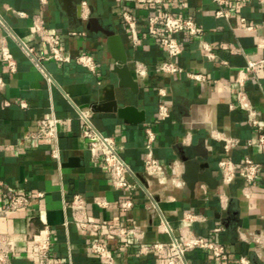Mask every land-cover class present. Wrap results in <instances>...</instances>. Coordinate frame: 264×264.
<instances>
[{
    "label": "crops",
    "instance_id": "0c3cea01",
    "mask_svg": "<svg viewBox=\"0 0 264 264\" xmlns=\"http://www.w3.org/2000/svg\"><path fill=\"white\" fill-rule=\"evenodd\" d=\"M83 1L87 2L88 17L82 11ZM127 3L139 19L138 45H134L122 17ZM220 6L230 11V17L216 14ZM169 8L178 15L194 18L204 29V40L212 45L216 59H208L201 41L182 36L184 49L177 62L187 70L205 73L207 81L158 70L157 65L168 58L167 51L147 35V10L131 1L72 0L67 12L64 0H0V19L10 31L0 28V75L6 81V87L0 90V143L11 144V149L0 152V180L18 192L32 195L26 211L0 215V244L5 240L3 234L14 236L11 264H37L23 236L42 235L47 225L54 238L52 251L58 264H102L88 253L92 241L89 231L74 222L71 203L75 195L84 198L88 217L102 225L98 235L115 251V264H166L165 259L141 255V242L182 241L187 231L224 243L228 254L222 264H244L243 257L248 260L246 264H264V244L258 241V234H264V150L257 143L249 144L258 139L259 130L250 125L247 114L230 106L236 102L239 71L250 60L264 58V45H259L264 41V7L258 3L235 8L231 3L219 4L215 0H188L186 4L174 0ZM35 14L44 15L47 25L61 32L71 54H93L96 68L90 70L76 61L51 59L41 61L38 68L17 41V38L26 41L39 57L46 54V45L33 36ZM241 17L247 22L241 21ZM247 25H253L254 29H247ZM72 30L86 34L71 35ZM109 32L118 34L125 46L127 65L138 83V92L119 86V78L113 72L115 59L108 45ZM2 43L14 55L17 64L14 72L9 71L2 59ZM221 43L233 45L239 51L223 50ZM138 62L147 70L145 77L137 73ZM113 89L120 106L135 105L146 112V119L136 122L120 117L116 111L102 110L108 105L107 97ZM246 89L264 125L261 64L255 73L247 75ZM161 103L171 110V116L165 120L158 118ZM82 110L92 112V124L97 130L116 138L132 169L131 179L145 188L135 191V207L129 211L120 210L124 192L113 187L103 161H95L91 156L82 136L84 124L79 114ZM52 116L68 119L59 128L60 164L51 155V140L32 137L39 129L38 121ZM148 127L156 132L154 149L159 160L208 163L219 181L217 187L198 182L192 192L187 184L164 188L156 181L148 182L144 173ZM224 137L239 142L226 151ZM246 157L263 165L259 179L247 185L238 173L229 187H222L219 161L230 158L241 163ZM146 189L156 193V208ZM38 192L44 196H35ZM97 198L106 199L108 205L98 206ZM6 204L0 187V210ZM185 213L197 217L185 220ZM164 218L170 233L159 230ZM110 221L137 227L142 231V241L134 236L126 251H119L120 239L107 229ZM170 253L175 254V250ZM186 257L192 264H218L208 251L191 250Z\"/></svg>",
    "mask_w": 264,
    "mask_h": 264
},
{
    "label": "built area",
    "instance_id": "2783aa9c",
    "mask_svg": "<svg viewBox=\"0 0 264 264\" xmlns=\"http://www.w3.org/2000/svg\"><path fill=\"white\" fill-rule=\"evenodd\" d=\"M131 1L141 9L147 10L145 23L147 27V35L157 42L161 47L165 48L168 58L162 60L157 68L160 72L175 75L186 74L189 78L196 81H207L208 77L205 73L187 70L177 62V58L181 55L184 49V44L181 39L183 36L197 39L202 42V48L210 60L216 59V54L212 50V45L204 40V29L190 16H182L173 12L169 5L174 0H124ZM219 4L231 3L235 8L242 5L258 3L261 8L264 7V0H215ZM185 4L188 0H182ZM87 2H82V11L85 17H88L86 11ZM86 12V13H85ZM20 15L25 16L24 12H19ZM216 14L221 17H230V11L223 6L217 10ZM122 17L128 27V31L132 36L134 45L141 43V36L138 30L139 19L138 16L131 10V6L127 3L122 10ZM241 21L247 22L245 17H241ZM0 28L9 31L4 21L0 19ZM247 29H254L253 25H247ZM10 32V31H9ZM71 35H85L84 31L72 30ZM13 36V34H11ZM33 36L47 47V52L44 56H37L34 48L21 38L17 41L25 53V55L33 61V63L40 68L41 61L51 59L55 61L71 62L76 61L78 64L94 70L96 68V59L93 54L87 52H79L75 55L71 54L66 45L62 41L61 32L56 28L49 27L46 23L45 17L42 14H35L33 16ZM14 37V36H13ZM260 46L264 45L262 40ZM2 46V59L10 72L16 70V60L13 53L6 44ZM223 50L230 52H237L239 49L227 43H221ZM261 64L264 68V58L258 60H250L245 69H241L238 74L239 89L236 94V102L231 103V108H238L245 112L248 116L250 125L259 130V137L254 141H249V144H256L264 150V125L260 119L258 108L253 102L252 98L246 89V78L249 73H255L258 65ZM137 73L141 77L147 75L145 66L138 62ZM6 87V81L0 75V90ZM162 94H166L163 89L160 90ZM9 105V102H5ZM23 107H27L25 101L20 103ZM80 119L84 127L82 136L85 139L91 156L95 161H103L105 167L108 169L113 187L124 192V198L119 203L121 211L126 212L135 207V199L137 190H142L144 186L140 182L132 180V169L128 161L121 154V147L116 138L112 135H107L97 130L92 124V112L80 111ZM159 119L165 120L171 116V110L168 105L161 103L159 106ZM68 119L52 116L49 118H42L38 121L39 129L32 134L34 138L48 139L53 142L51 155L60 164V146H59V128L60 125L65 124ZM146 153L144 157L145 177L148 182L156 181L162 187H183L186 182L183 179L184 164L179 160L166 163L159 160L155 155L154 143L156 141V132L152 127L146 129ZM224 147L229 151L233 146L238 144V140L232 137H224ZM11 149V144H1L0 152ZM220 172V182L222 187H229L236 179L238 173L241 174L243 180L247 185L256 182L263 170V165L250 157H246L243 162L235 163L230 158H224L218 163ZM0 187L2 188V196L7 201L6 207L0 210V215H8L9 213L23 212L28 209L31 204L32 195L26 192H18L16 188L11 187L4 181L0 180ZM205 189L206 185L202 184ZM145 189V188H144ZM153 203V208L158 206L156 193L148 189ZM37 197H43V192L35 194ZM95 203L98 206L105 207L108 202L104 198H97ZM74 213V222L82 230L89 231L92 236V241L88 246V253L92 257H96L102 264H115V251L109 248L103 241L100 240L98 232L102 225L99 222L91 220L85 211V201L81 195H75L71 203ZM196 215L185 213V220H194ZM108 232L120 239L119 251H126L130 246V239L137 236L139 240L142 239V231L137 227H129L123 224L110 221L107 225ZM159 230L163 232H171L167 220L161 219ZM5 240L0 244V264H11L10 258L13 253L14 236L3 234ZM53 235L50 227L47 225L42 235L37 236H23V240L30 247V251L34 261L37 264H58V260L53 255ZM142 241V240H141ZM258 241L264 244V234H258ZM174 249L175 254H171L170 250ZM203 250L208 251L213 259L218 264H222L228 252L224 243L209 239L204 236L194 235L187 231L183 234L182 241L173 239L169 242L156 240L154 242H141L140 254L152 255L158 259H165L166 264H192L186 257L188 251ZM241 262L246 264L248 260L243 257Z\"/></svg>",
    "mask_w": 264,
    "mask_h": 264
},
{
    "label": "water",
    "instance_id": "95a60500",
    "mask_svg": "<svg viewBox=\"0 0 264 264\" xmlns=\"http://www.w3.org/2000/svg\"><path fill=\"white\" fill-rule=\"evenodd\" d=\"M72 0H64V9L70 12ZM109 49L115 59L113 72L119 78L120 87H128L133 92H138V83L132 76V73L127 65L128 55L125 46L118 34L109 32ZM110 96L107 97L108 105L102 108L104 111H116L120 117L131 119L136 122H142L146 119V112L140 110L135 105L120 106L117 101L116 92L113 89ZM200 169H204L200 172ZM183 179L192 192L195 191L198 182H205L211 188H216L219 181L213 175V171L209 169L208 163L201 164L196 161L186 159L184 161Z\"/></svg>",
    "mask_w": 264,
    "mask_h": 264
}]
</instances>
